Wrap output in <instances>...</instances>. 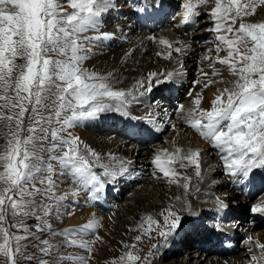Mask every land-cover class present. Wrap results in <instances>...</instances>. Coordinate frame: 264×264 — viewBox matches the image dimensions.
Masks as SVG:
<instances>
[{"label": "snow or ice", "instance_id": "6c2138e0", "mask_svg": "<svg viewBox=\"0 0 264 264\" xmlns=\"http://www.w3.org/2000/svg\"><path fill=\"white\" fill-rule=\"evenodd\" d=\"M201 6L204 11L199 10ZM258 6H264V0H184L182 18L175 26L198 24L204 16L215 21L211 31L218 43L202 62H210L212 77L221 76L215 63L225 66L231 79H211L201 68L204 88L217 83L226 86L218 90L207 109L201 107L197 96L184 119L218 150L226 174L238 178V183L259 181L264 191V22L246 21L257 14ZM114 7V0H0V128L6 129L5 143L0 145V264H89L94 244L101 240L96 234L99 222L59 231L53 224L65 214L62 209L69 195L77 198L84 193L86 200L99 199L97 194L110 190L129 174L131 162L112 153L105 159L69 129L109 113L134 119L129 107L140 96L181 74L150 72L146 80L124 90L113 87L112 72L100 74L85 68L93 39L89 33L99 28L104 15ZM151 7L164 12L165 0H153ZM103 37L107 39L109 34ZM159 43L169 49L164 59H173V52H186L180 41L161 39ZM221 52L226 55L220 57ZM180 67L182 70L183 65ZM142 131L151 134L153 129ZM163 153L166 159L157 153L153 160L162 173L156 178L183 189V197H174L182 207L175 210L172 205L161 212L162 226L149 217L145 232L150 235L156 225L158 236L167 242L169 237L186 229L195 231L203 224L186 199L192 188L196 192L200 188L192 183V177L170 165L178 161L181 168L193 166L198 182L204 176L199 150L176 148ZM64 178L74 184L70 192L61 187ZM216 202L218 212L229 209L219 197ZM249 211L264 218V201L252 204ZM33 219L36 223L30 226L27 221ZM89 234L94 240L83 238ZM135 239L140 242L142 236ZM245 243L251 253L250 264H264V243L251 235ZM69 246L87 255H66ZM161 246L153 244L152 249ZM151 255L142 257L138 251H128L113 264H151Z\"/></svg>", "mask_w": 264, "mask_h": 264}, {"label": "bare ground", "instance_id": "6f19581e", "mask_svg": "<svg viewBox=\"0 0 264 264\" xmlns=\"http://www.w3.org/2000/svg\"><path fill=\"white\" fill-rule=\"evenodd\" d=\"M123 1H126V0H114L115 7L110 12L116 11L115 10L117 8L116 3L117 2H123ZM132 1H138V0H132ZM141 1L143 4L142 9H146V11H140L141 16L146 17L145 15H148V14H154L153 16H155L158 13L160 14V12H157L155 9H153L151 7L153 0H141ZM194 2H195V0H194ZM128 5H129V3H128ZM128 5H123L122 8L123 9L127 8ZM165 6H167V3H165ZM263 7L264 6H258L257 11L259 9H260V11L263 10ZM129 8L130 7H128L126 10H120L122 13H119V14H124L123 15V18H124L126 16V14L129 12L128 11ZM110 12L107 13L106 15H104L102 23L99 25L98 29L105 28L107 26L108 28H112L116 32H119V34L117 33V35L115 34V36H109V38L105 39L103 37V34H105V33L100 32V30L98 31V36L99 35H102V36H99V37H97V35L93 34V32H90L89 35H91L94 39V40L93 39L91 40L90 44H93L94 42H97L98 40H104L105 41L104 44H106L109 47V49H108V47H104V45L101 46L103 49H102V51L100 49L99 52H101L102 58L104 59V61H103V59L100 60L101 56L99 57V56H96L93 54V52H95L97 50L96 48L98 46L96 45L97 47H93L94 44L91 45L92 47H89L90 51L88 53L90 58L84 62V66H88V70H90V71L94 70L100 74H107L108 72H112L114 74L113 78L117 77V78L121 79L123 82H125L127 84V87H126L127 89H132L136 86L137 82L140 81V79L136 76H133L132 78H127L123 74H118L116 72L117 69H116L115 65L117 64L118 68H119L121 66V64L123 63L124 59H126V58L129 59L131 56V53H132V49L134 47L136 49L139 48L138 54H142L144 52L149 51L154 46L153 47L150 46L151 42L148 41V34H145V33L140 34V33H142V32H140L138 34L139 38L135 39V42L132 45H129L127 48H125L123 50V54L120 57L118 55H115V53H117L119 51H117L114 48L122 42V39H124V36L121 35L120 30H123L125 28H121V27L118 28L117 26H111L114 23H117V20H115V22H114V20H113V22H109V23L106 22L107 19L111 15ZM112 14L115 15V12ZM162 14H163V12H162ZM129 16H131V14ZM153 16H151V17H153ZM181 18L177 19L172 24H170L168 26V28H166L163 32H161V33L158 32V34H157L158 41H160L161 39H167L170 42H174V41L182 42V44L186 46V52L183 55H180V54L173 52L172 53L173 65L166 67L167 69L164 68L163 66H161V64H159L157 72L163 73V72H167V71H175V72H180L181 74L178 76H175L171 82H166V84L164 86L165 88H167L169 86L173 88V93L169 94L168 93L169 91L167 93H164V96L166 97V99L169 100V104L167 103V105L165 107H163L159 103V106L157 107V109L155 108L154 110H151V112L149 110H146L143 112L146 114V117H152V120H151L152 123H149L147 121V118H144L143 120L140 119L139 122L138 121L136 122L135 120L131 121L133 119H129L127 117L122 118L121 116L113 115L112 117L103 116L102 119H99L96 121H84L83 124L75 126V127L81 126L85 131L81 130L82 129L81 127H80V129L79 128L76 129L74 127L70 129L72 131V133H74V134L75 133L77 134V132L80 131V133L78 134L79 138L84 143H86L90 147H92L94 150L100 152L105 157V159L107 158V154L112 153L118 157H121L124 160L131 162L129 165L130 176H127V174H126L124 176V178L122 179V180H124L125 185L121 184L122 180H120L118 183L113 184V185H116L115 189H117V187H118L117 193L119 194V196H120V194L121 195L124 194V189H127V187H129V186L130 187L133 186V184L136 183L138 180L143 179L144 176H147L146 173L148 172V169L150 168V161H151V159L148 156H150V155L153 156V154H155V152H150V151H147L144 149L143 143L140 142V141H142L141 137H137V138H135V140H131V139L129 140V139H124V138H120L117 136H113L112 133L110 134L111 136L107 135L105 137H102L103 135L98 136V133L96 134V132H94L93 129L105 127L107 129L108 128L114 129V131H118V132L120 131V133H123V132L128 133V132L132 131L133 128L139 127V128H141V131H140V133H141V132H143L142 130L144 128H147L153 124L154 126L155 125L160 126L164 130V127H162L161 125L155 124L157 122H155L154 119H155L156 115L162 116L163 112H165V111H167V113H166V115H164V119H167L168 116L170 115V112L173 110V107H174V102H173L172 98L175 96V98L177 99L178 96H180V94H178V91L175 92L174 87H176V86L183 87L184 86L183 89H186V87L189 86L188 84L190 82V76L185 74L186 73L185 70H187L186 68H188L189 63L186 64V61H192L196 55V52L200 49V46L196 42L190 41L191 39H189V38H191L190 37L191 35H194L196 33V30H194L192 33L191 32L186 33L185 29L183 27L177 28L175 26L177 23H179ZM152 19H154L156 22H158L157 19H155V18H152ZM142 21H144V20H142ZM260 21L264 22V16L261 18ZM201 22L203 23L204 21H201ZM213 22L215 24L214 20H213ZM252 22H255V21H252ZM135 23H136L135 24L136 29H137L138 25L144 24V22L141 23V21H140V23L139 22H135ZM121 24L122 23H119L120 26H121ZM128 24L129 23H127L126 28H128L130 26ZM145 24L148 26L152 25V23H149L148 19L145 20ZM123 25H126V24L123 23ZM185 26H187V25H185ZM132 31H134V29ZM135 32H136V30H135ZM100 43H102V41H100L98 43V45H100ZM162 46H163V48L160 46L161 50L163 51L162 55H164V54L166 55L167 52L169 51V49L167 48L166 45H162ZM177 46H179V45H177ZM136 49H134V50H136ZM93 50H95V51H93ZM152 50H154V49H152ZM103 52L108 53V54H102ZM110 53H114V54L112 55ZM151 57L153 60H156V62H159V60H160V59L157 60L158 57L156 55V52H155L154 58H153V56H150L149 58H151ZM177 61H179V63ZM181 64L183 65L182 70L180 67ZM192 64H194V63H192ZM218 66H219L218 70H221L220 72H222L223 74H225V76H227V80H230L231 76H230V73L228 72V70L226 69V67L222 66V65H218ZM208 69H209V67H208ZM144 71H146V70H144ZM208 71L207 72L209 73V78L214 79V80H216L218 78V77H212L211 76V72H212L211 69H209ZM152 72H155V71H152ZM147 74H148V71H147ZM189 75H190V73H189ZM225 79H226V77H225ZM143 80H145V79L143 78ZM204 80H205V78H204ZM195 84H199V85H195ZM195 84H194V88L192 90V97L190 99H189V97H186V100H185V106H188V110H191L193 108V106H194L193 98L197 97L199 95V94L197 95V93L199 91H202V93H203V90H205V88L203 86V84H204L203 81L199 82V83H195ZM214 88H215V84L213 86H210L209 88H206L205 92H206V94H208V97H207V100H205V102H204V108L205 109L210 107L211 101L214 99L215 95L218 94V91L214 90ZM149 96H150V94L145 93L143 96H140L138 99V102L136 104H133V105H137L139 103H143V105L144 104L147 105ZM165 103L166 102H164V104ZM133 105H131L129 107V114H130L129 116L135 117V119H137L138 117L133 116V113L131 111L132 107H134ZM151 106H152V104H151ZM136 108H137V106H136ZM184 116H186V113ZM179 119H180V117H179ZM140 121H142V122H140ZM183 121L185 122L184 118H183ZM180 130L181 129H179L177 131V133H174L173 136L171 135L172 137L170 136L172 139H170V138L168 139L166 137L168 139V142H166V143H169L168 145H166L167 146L166 150H168V152H173L176 148H180L182 151L199 150L201 152V156H205L207 159L210 158V156L214 155V154H212V152H214L215 149H213L212 146L209 145L204 139L201 138V143L199 144V142H198V144H197V140H198L197 134L194 132V130L186 128V131L187 130L189 131V133L187 132L188 134L186 136L184 135L185 132H183V130H181V131ZM143 133H145V132H143ZM145 135H152V134L146 133ZM129 141L130 142L133 141L132 142L133 144H130ZM104 144H105V146L103 147L102 145H104ZM162 152L160 153L162 159H166V157L164 156V153H162ZM157 153H159V152H156V154ZM215 154L218 157L219 154L218 153H215ZM217 157L215 156L216 164L214 166H213V164H210V162L213 161L212 159H210V162H208V161L204 162V160H202V157H201L202 174L204 176V180L202 182H198L196 180V178L194 176V172H195L194 167L189 166L186 169L181 168L180 163L178 161L173 162L170 165L176 171L183 172L186 175L192 177L193 178L192 183L197 185L200 188L199 192H196L195 189L192 188L191 189V195L187 196L186 199H187V202L191 204L192 210L194 207H204L201 210H195L194 211L199 215V218L201 220H203V224L201 227H199L195 231H193L191 229H186L184 232H181L179 235H173V236L169 237L167 242L163 241L158 236V232L160 229L154 228L153 234H152V239H153L152 244H161L163 246L155 249L156 250L155 251V250H151V247H150L151 245L148 244L146 246V249L144 250V252L142 251V253H139L142 257H144V256H148L147 254H149L151 252L152 255L149 257L151 264H190V260L191 261L195 260L193 262V264H246L247 259L243 257L244 249L239 251L236 254L230 255L228 258L227 257L226 258L222 257V259H219L220 257L217 259L214 257H212L210 259L207 258V257H209V255L211 254L212 251H217L219 253H223L225 251L224 249L219 248V246L216 244V241L213 239V236L211 234H214V235L220 237L225 242H230V240L234 241L239 237V236L236 237V235H235L236 231L233 229L229 230L228 228H224V227H220V229H218V228L214 227L215 229L212 231V229L208 227L209 224L208 223L206 224V222L211 221L210 218L215 217L212 215L217 214V216L220 218V220H223V219L231 216V217H234L232 220L233 222H234V220H237V219L242 218L244 216V215H242L241 211L230 208V206H231L230 204H229L228 210L220 211V212L217 211L218 205L216 202V196L213 193L214 189L220 185H223V186H226L227 188H229V190H230L231 185L234 188L237 185V181H233L231 177L227 178L225 181L223 180L222 182L216 180V177H214V174L218 175L223 170V167H222L223 165L217 163ZM138 162L140 164L137 165ZM185 163H187V162L185 161ZM134 168H138V169L133 170ZM141 169H143L142 171H140L141 175H138V176L136 175L137 177H136V179H134L133 174L135 175V173L138 172L137 170H141ZM153 175L156 176V174H153ZM65 179H66V184L68 183L70 185L71 181H69L67 178H65ZM151 181H152V183L146 187V191L141 190L143 192H141L140 194H138V192H137V194H136V192H132V194H130V196L127 198L126 203L124 204L126 212L129 215V214H132V212H133L132 210L137 207V203H140L143 199L145 201H148L149 199L152 200L148 204L147 207L143 208V210L145 211V213H147V215H145L140 221H137L136 219H129V220L127 219L126 220V218L124 219L123 217H121V215H122L121 213H118L116 211L115 212L113 211L110 213H102V212L98 211L97 209L89 208V206H88L89 202H88V200H85V204L87 205V207H82V208L81 207H75L73 209L72 213H74V214H73L71 223L83 225L84 223H87L89 221H98L100 223L99 228H101L99 231V234L101 233V240L104 237H106L105 230H107L108 233H111L110 237L108 238L109 241H107V243H105V245H107L108 242L110 243V240H112L111 239L112 235H113V237H116L119 235L120 230L122 228L119 225H126L127 223L131 224L133 227L138 225L136 227L137 233H138V236H142L143 242L141 244H144L145 243L144 240L147 238L146 235H148V234H146V232H141V231L143 230L146 221L149 222L148 218L151 217L153 220L157 219L156 213L158 211H160L161 209H164V208L165 209L169 208L172 205H175V210H180L182 207V203L177 202L174 199V197L175 196H182V197L184 196L183 189L178 188L175 184H171V185H168L167 187H164V186H162L161 183H166V181L163 182V180H156V179H152ZM182 182L183 181H181V183ZM69 185L67 188L70 187ZM142 188H144V187H142ZM115 189H114V191H115ZM256 189L257 188L250 190V189L246 188L245 191H243L241 194L245 195L248 193H253L256 191ZM69 190H70V188H69ZM69 190H67V191L69 192ZM208 190H210V191H208ZM215 191H216V189H215ZM161 193H166V196L162 195ZM104 194L106 195V189L104 192L100 193L99 198L103 199ZM229 195H231L232 198H234L237 201L238 200L242 201V197L236 195L235 192L229 191ZM82 196H84V195H82ZM82 196H80L79 198H81ZM110 199L116 200L115 198H112V197ZM82 200H84V199H82ZM86 201H87V203H86ZM245 201H247V199H245ZM155 202H157V203H155ZM228 202L229 201H225V203H227V204H228ZM66 205H70L73 207L75 206L74 203L65 202L64 207L62 209V212H64V213L66 210L65 209ZM154 209H157L158 211L152 215L151 213L154 211ZM163 223H164V220H163ZM204 225H205V227H203ZM206 228H208L210 230V232L206 233L204 231ZM203 234L205 235L204 239H203ZM135 235H136V233H135ZM124 238L126 239L127 236H125ZM84 239L89 240V238H84ZM255 239H258L261 243H264V230L259 232V235ZM102 242L103 241H101V243ZM192 242H193V244H192ZM192 245L193 246L195 245V247L190 248V246H192ZM186 247L189 248V249H187V251H185V252H189L188 257L187 258H185V257L180 258L178 253L180 251H183ZM200 249H202V250L200 251ZM195 250L200 252V254L197 255L195 253L196 252ZM246 250H248L247 253H248L249 258H250L251 253L249 252V245H247ZM122 251H123V254L125 255L126 252L134 251V250H130L129 248H124ZM122 251H120V252H122ZM253 251L256 252L257 254L259 252V250L255 249V248L253 249ZM100 254L104 256L103 257L104 261L101 264H111L109 262V259L112 258V256L115 257V261L119 260V255L116 256L112 252H104V250L101 249ZM174 254H178V256H174V257L170 258L169 261L165 262L167 257H169L170 255L173 256ZM124 255H122V256H124Z\"/></svg>", "mask_w": 264, "mask_h": 264}, {"label": "rangeland", "instance_id": "374dc122", "mask_svg": "<svg viewBox=\"0 0 264 264\" xmlns=\"http://www.w3.org/2000/svg\"><path fill=\"white\" fill-rule=\"evenodd\" d=\"M184 2V0H165V3H167V6H165V10H168L169 12H168V14H169V18H170V20H168L167 21V23H165L164 25H162L161 26V23H160V25L158 26V27H156V28H154V29H152L151 31H148L149 30V28L148 27H142V28H135L134 29V31H130V30H128V29H131V28H126V26H127V21L126 20H129L128 18H123V15L124 14H119V13H121L120 12V10H124L123 8H122V6L123 5H128V3H129V5L128 6H131V9L130 10H133V9H137V8H140V9H142L141 7H142V1L140 0H138V1H132V0H126V1H123V2H117L116 3V11H114L115 12V15L114 14H112V13H114L113 11L112 12H110V17L107 19L108 21H106L107 23H109V22H113V20H114V22H115V20H117V23H114L113 25H111V26H117V24H118V28H125V29H123V30H120L121 32L120 33H122V32H124L123 34H121V35H123L124 36V39H122V42L119 44V45H117L114 49H116L117 51H119V52H117V53H115V55H118L119 57L123 54V50L125 49V48H127L129 45H132L134 42H135V39H138L139 38V33L140 32H142V33H140V34H148V41H150L151 42V44H150V46H154L153 48H151L149 51H147V52H144V53H142V54H138L139 53V48L138 49H136L135 47L132 49V53H131V56H130V58L129 59H124L123 60V63L121 64V66L118 68V65L116 64L115 65V67H116V72L118 73V74H123L125 77H127V78H132L133 76H136V77H138L140 80H143V78L146 80V77H147V71H148V73H150V72H152V71H155V72H157V70H158V67H159V64H161V66H163L164 68H166V67H168V66H171V65H173V60L171 59V60H168V59H164L163 58V56L165 55H157V53H161V54H163V51L161 50V47L163 48V46L159 43V41H158V39H157V34H158V32H163L166 28H168V26L170 25V24H172L174 21H176L177 19H180L181 17H179L180 15H181V13H182V11H183V8L181 7V5H182V3ZM134 3V4H133ZM136 6V7H135ZM170 9V10H169ZM181 10V11H180ZM199 10H201V11H204L205 9H204V7L203 6H201L200 7V9ZM68 11H71V9L69 8L68 9ZM263 11V12H262ZM139 13V11H134V14H136V16H137V14ZM162 14V12H160V14H156L155 16H153L154 14H148V15H145L146 17H149V15L150 16H153L152 18H155V19H157L158 21H163V18L161 19V20H159V18H160V15ZM163 14H164V12H163ZM264 16V7H263V10H261L260 11V9L257 11V14L254 16V17H251V18H246V21L248 20V21H250V22H252V21H255V22H263V21H260L261 20V18ZM142 18H144L143 16H142ZM210 18L209 17H207V16H204V17H202V18H200V22L201 21H204L202 24H200V23H198L197 25H200L199 27H190V25H187L188 27H185L184 29H185V32L186 33H189V32H193L194 30H196V33L194 34V35H191L190 37L191 38H189V39H191L190 41H193V42H196L199 46H200V49L196 52V55H195V57H194V59L192 60V61H186V64H188L189 63V65H188V68H186L187 70H185L186 71V75H188V76H190V82H189V87L187 88V89H180V87L181 86H179V89H178V92L180 93V96H179V98L178 99H176V98H173V102H174V107H173V111L171 112V114L170 115H174L172 118H171V123L170 122H166V120L168 119H164V115H165V113H167V111H165V112H163V115L162 116H158V115H156V117H155V122H157V123H155V124H159V125H161L162 127H164V130H165V125L164 124H166V130L163 132V131H159V132H157L158 134H160L157 138H155V139H152V141H155V140H157V143L156 142H153V143H151V144H146L147 143V141L150 139V135H145L146 133H143V132H139V134L137 133V134H134L132 131H130V132H128V133H124L123 131V133H120V131L118 132V131H114V129H107V128H105V127H102V128H97V129H93V131L94 132H96V134L98 133V136H102V137H105V136H107V135H109V136H111L110 134L112 133L113 134V136H117V137H120V138H124V139H131V140H135V138H137V137H141V139H142V141H140V142H142L143 143V146H144V149L145 150H147V151H150V152H155V154H156V152H159V153H161L163 150H165L166 148H167V146L166 145H168L169 143H166V142H168V139L170 138V139H172L171 137L173 136V134L174 133H177V131L179 130V129H181V130H183V132H185L184 133V135L186 136L188 133H189V131L187 130L186 131V128H187V125L184 123L183 124V118L185 117L184 115H185V113H186V115H187V113L190 111V110H188V106H185V100H186V97H190V95L189 94H186V92L187 93H190L191 91H192V88H190L192 85H194V84H192L193 83V81H194V79H195V77L197 76V77H200L199 78V81L200 82H204L205 80H204V78L202 77V75H201V68H203V71L204 72H207L209 69H211L212 70V68L211 67H209L208 65H209V61H203L202 62V58L209 52V50H214L212 47H211V45H212V41H214V39H215V36H216V33H214L213 31H211V29H213L214 28V25H213V22L212 21H210L209 20ZM142 20H144V19H142ZM141 20V23L142 22H144V24L143 25H146L145 24V21H142ZM147 20V19H146ZM152 20H154V19H152ZM123 21V22H122ZM126 21V22H125ZM170 21H173V22H171L170 23ZM148 22V21H147ZM119 23H122L121 24V26L119 25ZM123 23L124 24H126V25H123ZM107 25V24H106ZM138 26H141V25H138ZM137 26V27H138ZM237 26H238V24H237ZM154 26H152L151 28H153ZM107 28V29H106ZM104 29V28H103ZM135 30H136V32H135ZM100 32H104V33H107V34H109V36H115V34L117 35V32L114 30V29H112V28H108L107 26L105 27V30H100ZM133 35V36H132ZM99 36H102V35H99ZM133 37V38H132ZM155 38V39H152V38ZM127 38V39H126ZM94 40V39H93ZM100 41H102V43H100V45H98V43L100 42ZM126 41V43H123V42H125ZM158 41V42H157ZM104 40H98L97 42H94L93 44H90L89 45V47H92L91 45H93V47H97L96 49V51L95 50H93V51H95V52H93V54L94 55H96V56H101L100 57V60L101 59H103L102 58V55H101V52H99L100 51V49H101V51H102V47L101 46H103L104 45V47H108L106 44H104ZM123 43V44H122ZM157 43V44H156ZM159 43V44H158ZM202 46H201V45ZM97 45V46H96ZM106 45V46H105ZM157 48H156V47ZM161 46V47H160ZM208 46V47H207ZM132 47V46H131ZM141 48V47H140ZM160 48V49H159ZM108 49H109V47H108ZM134 49H136V50H134ZM152 49H154V50H152ZM157 49V50H156ZM161 50V51H160ZM154 51V52H153ZM106 52V51H105ZM105 52H103L102 54H108V53H105ZM155 52H156V55H157V60H159V62H156V60H153L152 59V57L151 58H149L150 56H153V58H154V56H155ZM199 53V54H198ZM222 53H224V52H222ZM110 54H114V53H110ZM143 57V58H142ZM149 59H148V58ZM162 57V58H161ZM197 57V58H196ZM222 57H224V56H222ZM213 60H216V59H214L213 58ZM103 61H104V59H103ZM192 63H194V64H192ZM158 64V65H157ZM163 64V65H162ZM165 64V65H164ZM217 64V65H216ZM203 65V66H202ZM218 65H220L218 62L217 63H215V67L217 68V69H219L218 67ZM84 66V65H83ZM85 68H87L88 69V66H84ZM208 67H209V69H208ZM150 68V69H149ZM167 69V68H166ZM144 70H146V71H144ZM194 70V71H193ZM207 70V71H206ZM219 71H221V70H219ZM189 73H190V75H189ZM208 73V72H207ZM218 78L216 79L217 81H219V80H221V79H224V80H227V76H225V74H223L222 72H221V76L219 77V76H217ZM225 77H226V79H225ZM174 79V78H173ZM165 84L166 83H161L159 86H154L153 87V90H152V92L150 93V96H149V98H151V101L152 102H154L155 103V100H157L158 102H161V101H167V99L166 98H164L163 96H164V93L165 92H168L169 91V93H173V89H172V87H167V88H165L164 86H165ZM112 85H113V87L115 88V89H124V90H128L126 87H127V84L125 83V82H123L121 79H119V78H113L112 79ZM195 85H199V84H195ZM211 86H213V85H211ZM226 85L225 84H221V83H217V84H215V88H214V90H219V89H222V88H224ZM181 88H184V86L183 87H181ZM170 89V90H169ZM185 90V91H184ZM191 90V91H190ZM172 91V92H171ZM181 91V92H180ZM206 88H205V90H203V93H202V91H199L198 93H197V95L198 96H200L201 97V107H203L204 108V102H205V100H207V97H208V94H206ZM178 93V94H179ZM192 93V92H191ZM149 94V93H148ZM206 94V95H205ZM187 95V96H186ZM182 97H184V98H182ZM182 98V99H181ZM148 102H149V99H148ZM184 102V103H183ZM169 104V103H168ZM143 103H139V104H137V105H133L134 107H132V109H131V111H132V113H133V116H137L138 118L137 119H133V120H131V121H138L139 122V120L140 119H144V118H147V121L149 122L150 120H152V117H146V114L145 113H143L144 111H146V110H149L150 112H151V110H154L155 108L157 109V107L159 106V104L158 105H155V106H151V104H147L148 106L146 107V108H143V106H145V104L143 105ZM136 106H137V108H136ZM139 106V107H138ZM161 106H163V105H161ZM163 107H165V106H163ZM181 107L183 108V111H181L180 109H181ZM186 107V108H185ZM149 108V109H148ZM151 108V109H150ZM157 111V110H156ZM113 115H117V114H113V113H109V114H105L104 116H109V117H112ZM130 115V114H129ZM169 115V116H170ZM119 116V115H118ZM132 116V115H131ZM179 117H180V119H179ZM119 118V117H118ZM158 120V121H157ZM178 120V121H177ZM180 120V121H179ZM161 121H163V123H161ZM140 122H142V121H140ZM159 122V123H158ZM166 122V123H165ZM84 123V121L83 122H78L77 123V125H81V124H83ZM76 125V126H77ZM153 125V124H152ZM149 126L150 128H152V129H154L155 130V128L157 127L156 125L154 126ZM171 125H174V127H172ZM183 126V127H182ZM80 127L81 126H79V127H75L74 126V128H76V129H80ZM82 128V127H81ZM185 129V130H184ZM81 130H84L83 128L81 129ZM92 130V129H91ZM180 130V131H181ZM69 131L72 133V131L69 129ZM85 131V130H84ZM5 132H6V129H3V128H0V145H3L4 143H5ZM188 132V133H187ZM80 133V131H78L77 132V134L75 135L74 133H72L74 136H77L78 134ZM172 135V136H171ZM165 136V137H164ZM171 136V137H170ZM77 137H79V135L77 136ZM168 139H167V138ZM197 144H198V142H199V144L201 143V137H199V135L197 134ZM133 141H129V143L130 144H133L132 143ZM151 142V141H150ZM207 142V141H206ZM149 143V142H148ZM160 143H165V144H161V145H159ZM103 147L105 146V144L104 145H102ZM131 146V145H130ZM165 146V147H164ZM164 148V149H163ZM202 150V149H201ZM215 153H218V150H215L214 152H212V154H214V155H212V156H210V158H206L205 156H201L202 157V160H204V162L205 161H208V162H210V159H212L213 161L212 162H210V164H213V166L216 164V159H215V156L217 157V155L215 154ZM155 154H153V156H148L150 159H151V161H150V168L148 169V172L146 173V175L147 176H144L143 177V179H140V180H138L136 183H134L133 184V186H129V187H127V189H124V194L123 195H121L120 194V196H119V194L117 193L118 192V187H117V189H115V187H116V185H112L113 187H111V191L113 192V194L112 195H105L104 194V198L103 199H96V200H88V202H89V208H93V209H97L98 211H100V212H102V213H110V212H118V213H121L122 215H121V217H123L124 219L126 218V220L128 219H136L137 221H140L145 215H147V213H145V211L143 210V208L144 207H147L148 206V204L152 201L151 199H149L148 201H145L144 199L140 202V203H137V207L135 208V209H133L132 211V214H127V212H126V209H125V206H124V204L126 203V201H127V198L130 196V194H132V192H136V194H137V192H138V194H140L141 192H143V191H146V187L149 185V184H151L152 183V179H156V180H161V179H157L156 178V176H154L153 174H160V175H162V173H159V169H157L154 165H153V160H154V158H155ZM206 160H205V159ZM217 163H219V164H221V165H223V162L221 161V159H220V154L218 155V157H217ZM138 164H140L139 162L137 163V165ZM193 167V166H192ZM223 167V166H222ZM153 168V169H152ZM155 168V169H154ZM135 169H138V168H134L133 170H135ZM152 171H151V170ZM143 169H141V170H137L138 172V174L137 173H135V175L133 174V178L134 179H136V177L139 175V173H140V171H142ZM151 172H150V171ZM155 170V171H154ZM155 173H154V172ZM152 174V175H151ZM132 175V174H131ZM137 175V176H136ZM127 176H130V174H127ZM135 176V177H134ZM214 177H216V180L217 181H220V182H222L223 180L225 181L227 178H230L231 176H229L228 174H226L225 172H224V170H222L218 175L217 174H214ZM232 178V180L233 181H235L234 180V177H231ZM65 180V181H64ZM166 180H163V182H165ZM121 184H123V185H125L124 184V180H122L121 181ZM162 184V186H164V187H167L168 185H170L167 181H166V183H161ZM68 183L66 184V179L64 178V179H62V182H61V187H62V189H63V191L64 192H68L67 190H69V188H70V190L72 189V187H74L73 185V183L71 182L70 183V187L69 188H67L68 187ZM142 187H144V188H142ZM67 188V189H66ZM125 188V187H124ZM114 189H115V191H114ZM215 189H216V191H215ZM214 189V195L216 196V197H219L221 200H225V201H229L228 202V204H230L231 206H230V208H232V209H235V210H239V211H241L242 212V215H244L242 218H239V220L240 219H242V221H243V223H244V221H247V222H249V221H251L250 220V217L253 215V213H251L250 211H249V208L251 207V205H252V203H253V201H255V198L254 199H247V201H245V199H244V197H242V201H237V200H235L234 198H232V196L231 195H229V191L231 192V191H233V189H232V185H231V187H230V190H229V188H227L226 186H223V185H220V186H218V187H216ZM253 189H255V188H253ZM70 190H69V192H70ZM141 190H143V191H141ZM208 191H210V190H208ZM254 193V192H253ZM252 193V194H253ZM61 194H63V193H61ZM82 195H84V196H82V195H80V196H82L81 198H79V197H77V198H73V197H71V196H69V203H71V201L73 200V199H76V200H78L79 202V204L78 203H76V204H74L75 206L73 207V206H70V205H66L65 206V214L62 216V218H61V220H59V221H57V222H55L54 224H53V227L57 230V231H59V230H61L62 228H73V227H79V226H81V225H78V224H73V223H71V220H72V217H73V215H67L66 213L68 212V211H71V212H73V209L75 208V207H87V205L85 204V200H86V197H85V194L84 193H81ZM162 195H164V196H166V193H161ZM88 195L89 196H91L92 195V193H88ZM99 197H100V193L99 194H97ZM228 196V197H227ZM238 196H240V194H238ZM264 192L262 193V195H261V197L259 198V200H258V203H260L261 201H264ZM115 198L116 200H111L110 198ZM120 197V198H119ZM227 197V198H226ZM71 198V199H70ZM82 199H84V200H82ZM82 200V201H81ZM234 200V201H233ZM257 200V199H256ZM224 201V202H225ZM84 202V203H83ZM234 202V203H233ZM86 203H87V201H86ZM155 203H157V202H155ZM232 203V204H231ZM79 205V206H78ZM124 206V207H123ZM204 207H194L193 208V211H195V210H201V209H203ZM241 209V210H240ZM165 210V208L164 209H161L160 211H158L157 209H154V211L151 213L152 215L153 214H155L157 211V213H156V216H157V219H155V221H157L158 223H159V225H163V220H164V218H163V216H161L160 215V213L161 212H163ZM139 212V213H138ZM166 214V213H165ZM212 216H214V215H212ZM230 217V216H229ZM229 217H227V218H225V219H223V220H227ZM212 218H214V217H212ZM212 218H210V220L211 221H209V222H206V224L208 223L209 225H208V227L209 228H214V222H212ZM233 218L234 217H231L230 219H229V221H232L233 220ZM123 219V220H124ZM220 220V219H219ZM221 221V220H220ZM253 221H255V226L252 228V229H249V232H248V234H250L251 232L253 233V232H261L262 230H264V221H260V218L259 217H255L254 219H253ZM70 222V223H69ZM27 223L31 226V225H34L35 223H36V221L33 219V220H29V221H27ZM99 225H100V223H99ZM245 225V224H244ZM119 226H121L122 228H121V230H120V233H119V235L118 236H116V237H113V235L111 236V239L112 240H110V243L108 242V244L107 245H105V243H107V241H109V237H110V235H111V233H108L107 232V230H105V234H106V237H104L102 240H99V241H96L95 242V244H94V250H93V253H92V259L89 261V264H101L103 261H104V259H103V255H101L100 254V251H101V249L102 250H104V252H112L113 254H115L116 256L117 255H119V257L120 256H122V255H124L123 254V249L124 248H129L130 250H134V251H138L139 253H142V251L144 252V250L146 249V246L149 244V245H151L150 247H151V250H153L152 249V243H153V239H152V234H153V230L151 231V233H150V235L148 234V235H146V239L144 240L145 241V243L144 244H141L143 241H140V242H137L136 241V239H135V237L136 236H138V233H137V229H136V227L138 226H135V227H133L131 224H129V223H127L126 225H119ZM230 226H231V224H230ZM100 227V226H99ZM103 227V226H102ZM204 227V226H203ZM245 227H247V226H245ZM149 228V222L148 221H146V223H145V226H144V228H143V230L141 231V232H145V230L146 229H148ZM152 228L154 229V228H159V227H157L156 225H152ZM100 229L101 228H98V229H96V234L97 235H99L100 237H101V233L99 234V231H100ZM215 229V228H214ZM218 229H220V228H218ZM34 230V229H33ZM238 231H239V229H237ZM237 230L235 229V231L237 232ZM124 233V234H123ZM135 233H136V235H135ZM44 235V238H48V236H47V233H45V234H43ZM125 236H127V238L125 239L124 237ZM79 238V237H78ZM83 238H89V240H94V236H92V235H85ZM244 239V236H242L239 240H238V242H237V244L235 245V246H237L238 248H239V251H241V250H243V248L242 247H240L241 246V243H242V240ZM86 240H88V239H86ZM101 241H103L102 243H101ZM231 241V240H230ZM123 244V245H122ZM192 244H193V242H192ZM122 245V246H121ZM135 246V248H133L132 246ZM127 246V247H126ZM194 248L195 247V245L193 246H190V248ZM220 248V247H219ZM187 249H189V248H185L183 251H180L178 254H179V256H180V258H187L188 257V255H189V252H185V251H187ZM202 249H200V251H201ZM120 251H122V252H120ZM156 251V250H155ZM196 251V250H195ZM238 251V252H239ZM204 252V251H203ZM237 252V253H238ZM248 252V251H247ZM197 255H199L200 254V252H198V251H196L195 252ZM65 254L66 255H76V256H79V255H87V253L84 251V250H82V249H79V248H77V247H72V246H69V247H67L66 249H65ZM178 254H174L173 256L172 255H170L169 257H167V259L165 260V262H167V261H169V259L170 258H172V257H174V256H178ZM193 254V253H192ZM148 255V254H147ZM233 255V254H232ZM244 255V254H243ZM230 256V255H229ZM228 256V257H229ZM212 257H214V258H216L217 257V254H214V252H211V254L209 255V257H207L208 259H210V258H212ZM227 257V258H228ZM244 258H246L247 259V257H245V256H243ZM106 258V257H105ZM224 258H226V257H224ZM101 261V262H100ZM115 261V257L114 256H112V258H110L109 259V262L111 263V264H113V262ZM117 261V260H116ZM195 260H190V264H193V262H194Z\"/></svg>", "mask_w": 264, "mask_h": 264}]
</instances>
